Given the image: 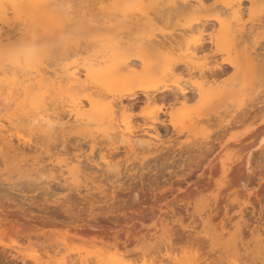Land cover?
<instances>
[{"label": "rangeland", "instance_id": "1", "mask_svg": "<svg viewBox=\"0 0 264 264\" xmlns=\"http://www.w3.org/2000/svg\"><path fill=\"white\" fill-rule=\"evenodd\" d=\"M182 2L64 0L52 4L59 9L54 8V16L43 20L45 33L30 13L8 8L7 16H0L1 33L10 36V40H0V218L21 225L12 229L9 221L0 222V240L6 244L0 245L4 250L0 257L7 250L18 257L17 261L8 258L6 263L23 264L22 257L27 264H264V180L257 182L258 175L264 177V103H258L264 99V0H202L193 10L182 7ZM234 13L239 20L234 19ZM219 20L229 28L221 27ZM230 27L236 38L230 37ZM237 27L244 32L236 31ZM201 40L205 47L196 49ZM255 53L262 55V60L259 56L256 61H263L257 74L248 64ZM130 61L135 63L133 73L117 71ZM174 63L175 69L170 70ZM214 63L224 67L216 84L224 82L220 85L226 91L220 86L206 97L198 96L193 84L204 83L201 72L207 76L206 67ZM72 72L79 76L76 82L71 79ZM178 85L194 90L188 93L193 97L186 103L169 95V89ZM162 88L166 90L160 91ZM218 89L223 94L216 93ZM119 99L125 108L114 111L111 124L118 123L117 127L109 125L102 112ZM36 112L76 126L49 132L33 119ZM76 114L79 121L74 123ZM148 141L153 143L147 145ZM224 158L239 164L241 175L234 182L237 188L246 182L248 158L258 161L261 168L248 184L257 187L260 202L252 196L255 210L250 205L243 207L245 222L239 219L237 203L227 200L231 198L227 195H233L230 186L220 190L217 207L211 199L210 193L216 192L213 178H220L219 163ZM208 164L215 167L212 174ZM208 175L209 189L198 194L195 181L200 176L208 179ZM180 178L186 179L178 185ZM185 181H190L189 185ZM169 184L172 191L167 189L159 199L165 195L164 199L178 200L175 211L169 210L162 220L154 221L153 216L144 219L146 226L134 231L139 241L131 239V229L129 240L134 242L129 241L127 249L113 246V231L110 239L104 238L108 242H101L92 234L64 236L57 232L58 227L52 232L53 226L41 227L35 221L40 214L55 212L64 222L77 223L78 219L82 224L74 215L80 210V218H86L83 224L86 220L91 224L97 214L99 223L117 229L124 223L119 221L116 228L107 221L106 193L119 194V188H126L130 193L119 195L131 197L142 187L149 196V187L158 190ZM209 200L212 209H208ZM64 204H73L69 208L73 218L65 212ZM225 208L229 210L224 217ZM22 209L28 220L21 218ZM205 211L216 216L202 223L196 214ZM179 213L181 219L176 217ZM14 217H19L18 221H13ZM221 217L226 221L223 229ZM127 222L125 228H131L132 221ZM237 223L243 232L239 238L233 236ZM120 234V239L126 240L125 232Z\"/></svg>", "mask_w": 264, "mask_h": 264}, {"label": "bare ground", "instance_id": "2", "mask_svg": "<svg viewBox=\"0 0 264 264\" xmlns=\"http://www.w3.org/2000/svg\"><path fill=\"white\" fill-rule=\"evenodd\" d=\"M66 1V0H65ZM68 1V0H67ZM64 2V0H57V3H63ZM56 2H55V0H0V16H4V15H6V12H8L7 10H8V8H11V9H13L14 10V12L15 11H24V12H26V13H30V15H28L29 17H31L33 20H34V22H36V23H40V25H42V31H43V33H45V28H44V30H43V27H44V22H43V20L44 19H46V17L48 16L49 18L50 17H53L54 16V8H56V6H54V5H52V4H57ZM202 4V0H183V2H182V7H184V8H186V9H191V8H194V7H197V6H199V5H201ZM70 5V4H69ZM56 9H59L58 7L56 8ZM55 9V10H56ZM62 10V9H61ZM191 10H193V9H191ZM237 12V11H236ZM7 16V15H6ZM21 16V15H20ZM216 19H217V21H218V19H220V18H218V17H216ZM234 19L236 20H239V15H237V13H234ZM7 20V19H6ZM46 20H48V19H46ZM219 23H220V26L221 27H225V25H227V24H225V23H223V24H225V25H221V20H219ZM238 24V23H237ZM32 26V25H31ZM36 26V25H35ZM230 26V25H229ZM227 27H228V25H227ZM229 28V27H228ZM221 29V28H220ZM34 30V29H33ZM228 30V29H227ZM232 30L233 31H231V27H230V29H229V31H231L232 32V35L230 36V37H233V38H236L234 35L235 34H233L234 33V29L232 28ZM36 31V30H35ZM41 30H40V33L42 32ZM221 31H223L222 29H221ZM236 31H239L241 34L244 32L243 31V29L242 28H240V27H237V29H236ZM38 33H39V30L37 31ZM231 32H229V33H231ZM223 33H225V31H223ZM227 33V32H226ZM228 33V34H229ZM227 34V35H228ZM245 34V33H244ZM38 36H39V34H37ZM41 35H42V33H41ZM40 35V36H41ZM225 36H227L226 34H224ZM249 35V34H248ZM237 36V35H236ZM241 36V35H240ZM9 33H6V34H2L1 33V30H0V40H2V38H6V39H9ZM239 37V36H238ZM237 37V38H238ZM41 38V37H40ZM241 38V37H240ZM203 39V38H202ZM10 40V39H9ZM233 40V39H232ZM238 40H240V39H238ZM160 42H162V41H160ZM213 42V41H212ZM160 45L161 44H163V43H159ZM118 45V44H117ZM159 45V46H160ZM119 46L120 45H118V48H119ZM165 47V46H164ZM196 49H199V48H202L203 49V47H205L204 46V42L201 40L200 42H197V44H195V46H194ZM160 48V47H159ZM161 49V48H160ZM193 50V49H192ZM201 50V49H200ZM205 50V49H204ZM254 50V49H253ZM157 51H159V50H157ZM163 51V50H162ZM254 52H255V50H254ZM160 53V52H159ZM158 53V54H159ZM160 55V54H159ZM158 55V56H159ZM248 55H250V54H248ZM161 56V55H160ZM260 56V59L262 60V55L260 54L259 55V53H255V55L254 56H251L250 57V62L248 63L249 64V66L251 67V69L253 70H255V72L258 70L259 71V69H261L262 68V64H263V61H260V62H258L260 59L258 58ZM256 58H258L259 60L258 61H256L257 59ZM159 59V58H158ZM124 61V60H123ZM123 61H122V65H124L123 64ZM227 60H225V62H226ZM229 61V60H228ZM125 62V61H124ZM256 64H255V63ZM115 63V62H114ZM227 63V62H226ZM254 63V64H253ZM215 64V63H214ZM212 65V66H207L206 68H207V70H208V72H209V74L207 75L210 79H209V81L207 80V76L206 75H204L203 73L204 72H201V68L199 69L200 70V72H201V75L200 76H204L203 78L205 79L204 81V83L203 82H201L200 84H197V85H195V84H193L194 85V87L196 86V88H195V91L197 92V94H198V96H201V95H205V97L207 96V95H210V93H212V92H214L213 90L214 89H216V88H219L221 85H220V83L222 82H220V83H218V84H216V80L218 79V77L217 76H219V74H221V72L223 71V68L221 67V65H220V63H217V64H215V65ZM222 64V63H221ZM230 64H233L232 62L230 63ZM122 65H120V68L122 67ZM171 65V64H170ZM234 66V65H233ZM163 67V66H162ZM175 67H176V63H174V64H172L169 68H170V70H173V69H175ZM188 67V66H187ZM191 67V66H190ZM190 67H188V68H190ZM134 68H135V63L134 62H127L126 64H125V66L123 67V69H118L117 68V71L119 70V71H124L125 73H133V71H134ZM192 68H193V66H192ZM257 68V69H256ZM204 69V68H203ZM247 69V68H246ZM190 70H191V68H190ZM254 70L252 71L253 73H255L254 72ZM44 71V70H43ZM202 71H204V70H202ZM39 72V71H38ZM74 72V71H73ZM72 72V77L73 78H71V79H73V81L74 82H76L77 80H78V77L79 76H77L76 75V73H73ZM123 72V73H124ZM54 73H55V71H54ZM223 73V72H222ZM38 74V73H37ZM41 74V73H40ZM45 74V73H44ZM203 74V75H202ZM256 74H257V72H256ZM36 76V75H35ZM38 76V75H37ZM40 76V77H39ZM37 78H39V80H42L43 78V76L42 75H39ZM45 76V75H44ZM71 76V75H70ZM50 77V76H49ZM217 77V78H216ZM34 78V77H33ZM45 78V77H44ZM51 79V78H50ZM43 80H46V79H43ZM81 80V79H80ZM217 82H219V80H217ZM47 83V82H46ZM42 84V83H41ZM53 84V83H52ZM207 84V85H206ZM222 84H224L225 85V83L224 82H222ZM32 85V84H31ZM34 85H37V84H34ZM43 85V84H42ZM42 85H39L38 84V87L40 86H42ZM45 85V84H44ZM190 85V84H189ZM214 85V86H213ZM38 87L36 86V88L38 89ZM43 87V86H42ZM189 87V86H188ZM187 87V85H186V87H184L183 85H178L177 87H176V89H172V90H170L169 89V95H171V97L173 96V98H175V100H177V101H179V102H182V104L183 103H186L187 101H189L190 100V98H192L193 96L190 94H188L192 89H191V86H190V89L191 90H188V89H186V88H188ZM193 87V86H192ZM222 87V89H221V91H223V90H225V89H223L224 87H223V85L221 86ZM35 88V87H34ZM31 89V88H30ZM194 89V88H193ZM28 91H29V89H27ZM156 90V89H155ZM160 91H164V90H166V89H159ZM159 90H157V91H159ZM32 91V90H31ZM42 91V90H41ZM159 91V92H160ZM192 91H194V90H192ZM218 91V92H217ZM226 91V90H225ZM43 92V91H42ZM154 92V91H153ZM195 92V93H196ZM156 93V92H155ZM154 93V94H155ZM194 93V94H195ZM205 93H207V94H205ZM216 93H219V95H221L220 93H222V92H220V90L218 89V90H216ZM223 93H225L224 91H223ZM222 93V94H223ZM229 92H227V94H228ZM147 95H148V92L146 93ZM151 94V93H150ZM149 94V95H150ZM153 94V93H152ZM151 94V95H152ZM193 94V93H192ZM133 96H134V94H132ZM145 95V94H144ZM146 95V96H147ZM150 95V96H151ZM224 95H226V94H224ZM39 96V95H38ZM129 96V95H128ZM131 96V95H130ZM129 96V97H130ZM133 96H132V98H133ZM145 96V97H146ZM150 96H147L146 97V100H150V98H148V97H150ZM159 96V95H158ZM135 97V96H134ZM214 97V96H213ZM222 96H220L219 98L220 99H222L221 98ZM224 97V96H223ZM226 97V96H225ZM148 98V99H147ZM152 98V97H151ZM163 98V97H162ZM200 98H202V97H200ZM216 98H218V96L216 97ZM151 100H153V98L151 99ZM170 100H171V98H170ZM35 101V100H34ZM259 102V104H262V103H264V99H262L261 101L260 100H258ZM123 101H121L120 99H119V101H117V102H115V103H109L108 104V107H106V108H104L105 110H103L104 112H102V114L104 113H106V115H105V117L107 118H105L108 122H109V125H114V126H116L117 125V127H119V124L117 123L116 125L115 124H111V122L113 121V120H115V118H114V116H115V113H114V111H115V109H117V111H121L123 108H125L124 107V104L122 103ZM258 103H256V104H258ZM117 108H116V107ZM252 107V106H251ZM40 112V111H39ZM42 114H44V113H42ZM49 114V113H48ZM103 114V115H104ZM243 114V116H246L247 115V112H244V113H242ZM114 115V116H113ZM49 116H50V114H49ZM49 116L48 115H41V114H39L38 112H36L35 114H34V120H37V122H38V124H39V126L41 127V128H45L47 131H52L53 129H54V131L56 130V129H60L61 131H63L65 128H67V127H69V128H73V126H76V123L75 122H78L79 121V118L77 117V114L75 115V120H74V123H75V125H73L72 123H68V121H66V122H62L60 119L58 120V121H52V120H50L51 118H49ZM51 117V116H50ZM53 118V117H52ZM33 119H31V120H33ZM82 119V118H81ZM33 120V121H34ZM114 122V121H113ZM31 123V122H30ZM79 124V123H78ZM81 124V123H80ZM229 123H227V125H228ZM80 126V125H79ZM125 126H126V128H127V130H129L130 132H131V130H130V126H129V124L128 123H125ZM58 127V128H57ZM77 128V127H76ZM113 128V127H112ZM151 128H153L154 129V131H155V126H152ZM68 129V128H67ZM75 129V128H74ZM45 130V131H46ZM43 131V130H42ZM53 131V132H54ZM156 132V131H155ZM0 137H1V134H0ZM156 137V136H155ZM6 137L4 136V137H2V139H5ZM7 140V139H6ZM9 140V139H8ZM12 140V139H11ZM153 142L152 141H148L147 142V145H151ZM211 146V145H210ZM212 147V146H211ZM251 156V155H250ZM237 158H238V156H237ZM251 158V157H250ZM250 158H248L247 159V161H246V163H245V170H246V172H247V177H246V182H243V183H241V186L239 187V188H237V187H235L234 186V182L236 181V180H238V178H239V176L241 175V173H240V167H239V164L237 163V162H235V161H229V162H226V161H224L225 160V158L224 159H222V160H220V168H221V176H220V178L219 179H214L213 178V180H214V182H212V184L216 187V192L215 193H213L212 192V194L210 193V195H211V199L213 200V202H214V204H216L218 201H219V199H220V195L221 194H219V193H221V191H223V188L225 187H228V186H230V190H232V192H230L231 194H233V195H227V194H230V193H227L226 195H227V197H229V196H231V198L230 199H227V200H229L231 203H233V204H235V206H236V203H237V207L239 208V219H241L240 221L241 222H245V220L242 218V216H243V214L245 213L244 211L245 210H243V207L245 208L247 205L249 206H252V211H254L255 210V208H254V206H256L255 204H254V201H252L251 200V198H252V196L255 198V199H257V202H260V201H258L259 200V195H258V189H257V187H255V186H253L252 185V187H249L248 186V184H249V182L251 181V179H252V177H253V175L255 174V171L257 170H259L258 168H260V165H259V162L257 161H254L255 160V158H253L254 160V162L250 159ZM264 158V157H263ZM257 159V158H256ZM237 161V160H236ZM264 163V162H263ZM188 164V163H187ZM207 164V163H206ZM262 164V163H261ZM209 165V164H208ZM213 165V164H212ZM211 164L209 165V167H210V169H209V171H210V173L211 172H213V167L214 166H212ZM198 166V165H197ZM263 166V165H262ZM205 167V166H204ZM215 168V167H214ZM261 169V168H260ZM220 170V169H219ZM201 173V172H200ZM187 174V173H186ZM212 174V173H211ZM200 175H203V174H200ZM257 174H255L254 175V177L256 176ZM262 174H260V176H261ZM197 176V175H196ZM210 176L211 175H208L207 176V178L208 179H204V178H202L201 176H200V178L198 177V180L197 181H195V187H196V191H197V193L198 194H201V192L202 191H204V190H208L209 188V186L207 187V183H208V181L207 180H209V178H210ZM186 177V176H185ZM254 177H253V179H254ZM257 177V176H256ZM189 178V177H188ZM206 178V177H205ZM53 179V178H52ZM186 178H183V179H178V185H180V184H182V181H184ZM190 179V178H189ZM203 179V180H202ZM259 179V180H258ZM258 184H260V183H262V181L264 180V177H263V175L261 176V177H259V175H258ZM192 180V179H191ZM143 181V180H142ZM187 181V180H186ZM185 181V182H186ZM254 181V180H253ZM138 182H139V180H138ZM189 182L190 181H188V182H186L188 185H189ZM194 182V181H193ZM211 182V181H210ZM209 182V183H210ZM137 183V182H136ZM140 183V182H139ZM149 182H147V183H145V184H148ZM151 183V182H150ZM149 183V184H150ZM170 183V182H169ZM142 184H143V182H142ZM141 184V185H142ZM157 184V183H156ZM185 184V183H184ZM211 184V185H212ZM125 185V184H124ZM132 185V184H131ZM135 185V184H134ZM138 185V184H137ZM154 185V184H153ZM170 185V184H169ZM168 185V186H169ZM188 185H186V187L188 186ZM192 185V184H191ZM140 186V185H139ZM148 186H152V184H150V185H148ZM172 185H170L168 188H158V190L156 189V187L155 186H153V187H149V191H148V193H149V196H145V194H146V191L142 188V187H140L139 189H137L135 192H134V194H133V196L131 195V200L129 201V197H125L124 195H125V193H124V195L122 196H120L119 194L120 193H123V192H125L127 189L126 188H123V189H120L119 188V191H120V193L118 194L117 193V191L114 193V189L112 190L113 192H112V194L110 195V196H108V194L106 193V195H102L103 197H108V201H104V203L105 204H107V206H106V208L107 207H109V209L107 210V212L105 213L106 215H107V221L109 222V223H111V225L113 224V225H118L119 224V221H123V223L124 224H121L122 226L121 227H119V228H117L118 226H116V228L117 229H115L114 227L112 228L110 225H107V223H106V225L104 224H101V223H99V219L97 218V217H95L97 214H95V216H92L93 217V222H94V224H93V222L90 224L89 222V220H86L85 222L87 223V224H83V219H86V218H80V213H79V211H75L74 212V215H75V213H76V216H75V218L77 217V218H79V219H81L80 221H82V224L80 223V224H78V219H77V221H75V222H77V223H70L69 221H66V222H69L70 224H72V225H70V224H68V223H66V222H64L63 220H61L62 218L60 217V219L56 216V214L54 215V213L55 212H53V214H45V215H38L39 216V218L38 217H35V215L32 217V216H30V217H32L31 219H33V221H34V217H35V221H37L38 223H41L40 225H41V227H42V225L43 226H53L52 228H53V230H51L52 232L53 231H55V229H54V227H58L57 228V232H59V233H61L62 235H64V236H81V235H87V236H91V234H92V236L91 237H93V238H98L99 239V241H101V242H108V241H106V240H104V238H106V237H109V239H110V236H111V240H112V244H113V246L114 247H118V246H122V247H124L125 249H127V245H128V243L129 244H131L132 242H134V241H132L131 242V240H129L130 239V234H131V229L133 230V232L134 231H138L139 230V228H141V227H145L146 225L143 223L144 221V219H146V218H150L151 216H153V217H155L154 218V221H156V220H159V219H161L162 220V216L164 215V214H167V213H169L168 211L169 210H171V211H173V206H176L175 204H178L176 201H178V200H176L175 199V201H173V200H168V199H166L168 196H166V198L164 199V197H165V195H164V197L162 198L163 200H161V199H159L160 198V196L161 195H163V192L164 191H167V189H170L171 191H172V188L173 187H171ZM259 186V185H258ZM113 187V186H112ZM135 187V186H134ZM155 187V188H154ZM159 187V186H158ZM184 187V186H183ZM208 188V189H207ZM186 189V188H185ZM213 189V188H212ZM227 189V188H226ZM225 189V190H226ZM107 190V189H106ZM177 190L178 191H181L182 190V187L181 186H177ZM221 190V191H220ZM228 190H229V188H228ZM227 190V191H228ZM229 190V191H230ZM108 191V190H107ZM184 191V190H183ZM182 191V192H183ZM186 191H187V189H186ZM213 191V190H212ZM95 192V191H94ZM102 192V190H100V193ZM126 192H128V191H126ZM185 192V191H184ZM104 193V192H103ZM104 193V194H105ZM117 193V194H116ZM128 193H130V192H128ZM128 193H126V194H128ZM162 193V194H161ZM172 193V192H171ZM159 194H160V196H159ZM175 194V193H174ZM189 194H192L191 192H186V195H189ZM172 195V194H171ZM261 195H263V194H261ZM226 196H225V198H227ZM262 197V196H261ZM96 198V197H95ZM176 198V197H175ZM223 198V197H222ZM68 199V198H67ZM66 199V200H67ZM88 199H90V198H88ZM93 199V198H92ZM210 199V200H211ZM241 199H243L242 201H241ZM261 199V198H260ZM100 200V199H99ZM104 200H106V199H104ZM161 200V201H160ZM210 200L208 201V209H210L211 207H210V204L212 203H210ZM223 200V199H222ZM226 200V199H225ZM254 200V199H253ZM57 201V200H56ZM88 202H89V200H87ZM98 201V200H97ZM96 201V202H97ZM228 201V202H229ZM62 202V201H61ZM69 202V201H68ZM147 202H149V204H147ZM223 202H224V200H223ZM256 202V201H255ZM55 203V202H54ZM60 203V202H59ZM87 203V202H86ZM146 203V204H145ZM220 203V202H219ZM225 203V202H224ZM60 204H63V203H60ZM67 204V203H66ZM88 204H90V206L91 207H93V204H92V202H90V203H88ZM33 206H36V207H39L40 205H38V203H35V202H33V204H32ZM57 205V204H56ZM70 205H73V204H70ZM70 205L68 204V205H65L64 204V206H66V207H64L65 208V212L66 213H68L69 214V208H70ZM213 205V204H212ZM226 205V204H225ZM59 206V205H58ZM90 206H89V208H90ZM163 206L165 207V208H163ZM233 206V205H232ZM61 206H59V208H60ZM216 207H217V204H216ZM215 207V208H216ZM224 207H226V208H229L228 206H224ZM230 207H231V205H230ZM258 207H260V206H258ZM262 207V206H261ZM40 208V207H39ZM57 208V207H56ZM62 208H63V205H62ZM100 208V207H99ZM225 208V209H226ZM257 208V207H256ZM263 208V207H262ZM2 209V208H1ZM37 209V208H36ZM41 209H43V208H41ZM51 209V208H50ZM71 209V208H70ZM155 209H157V213L158 214H155L154 213V210ZM186 209V208H185ZM212 209V208H211ZM217 209V208H216ZM224 209V208H223ZM222 209V210H223ZM230 209V208H229ZM229 209H226L225 211H223L224 212V215H222V216H224L225 217V215L228 213V211L227 210H229ZM264 209V208H263ZM263 209H261L260 208V212H262L263 211ZM94 210V209H93ZM231 210V209H230ZM243 210V211H242ZM26 211V210H25ZM95 211V210H94ZM94 211H93V213H94ZM175 211V210H174ZM173 211V212H174ZM188 211V209H186V212ZM252 211H250L251 213H252ZM258 211H259V209H258ZM47 212V211H46ZM59 212V211H58ZM61 212H62V210H61ZM91 212V211H90ZM99 212V211H98ZM200 212V211H199ZM214 212V211H213ZM220 212V211H219ZM26 213L27 212H25L24 213V210L22 209V216H21V218L23 217L24 219H26V220H28L29 218L27 217V215H26ZM49 213H51L50 211H49ZM57 213V212H56ZM82 213V212H81ZM84 213V212H83ZM198 213V212H197ZM18 214V213H17ZM58 214V213H57ZM71 214H73V213H71ZM90 214V213H89ZM89 214H87L88 216H89ZM180 214V215H179ZM176 217H177V219H181V217H182V215H181V213H179ZM184 214V213H183ZM189 214V213H188ZM195 214V213H194ZM194 214H192L193 216H194ZM216 213L214 212V213H212L211 211L210 212H207L206 213V211L204 212V213H198V214H196V216L200 219V221L202 222V223H207V222H209V221H211L213 218H214V216H216L215 215ZM223 214V213H222ZM258 214H260L259 212H258ZM10 215V214H9ZM13 215H15V214H12V217H13ZM33 215V214H32ZM70 215V214H69ZM90 215H92V214H90ZM94 215V214H93ZM102 215V214H101ZM174 215V214H173ZM228 215V214H227ZM7 216H8V214H7ZM6 216V217H7ZM18 216V215H17ZM37 216V215H36ZM73 215H70L69 217H71V218H73L72 217ZM83 216V215H82ZM87 216V217H88ZM99 216H100V214H99ZM108 216H110L111 217V219L108 217ZM175 216V215H174ZM191 216V215H190ZM217 216H218V214H217ZM230 216V215H229ZM9 217V216H8ZM91 216H89L88 218H90ZM91 217V218H92ZM102 217H104L103 215H102ZM165 217V216H164ZM17 218V217H16ZM15 217L14 218H12V220L14 219L15 221H18V218L16 219ZM68 218V217H67ZM191 218H194V217H191ZM228 218V217H227ZM102 219V218H101ZM100 219V220H101ZM103 219H105V218H103ZM110 219V220H109ZM156 219V220H155ZM225 219V218H224ZM231 219V218H230ZM13 220V221H14ZM74 220V219H73ZM3 221H9V225H10V227L12 228V229H15V228H18L19 226H21V225H14V223L12 222V223H10L11 221H10V219L8 220V218H0V222H3ZM89 221V222H88ZM106 221V220H105ZM127 221H132L131 222V224L129 225V226H131V228L130 227H127V228H125L126 227V225H128L127 223H129V222H127ZM153 221V222H154ZM164 221H165V219H164ZM220 222H219V224H220V226H221V228L223 229L224 228V226L226 227V225H225V223H226V221H223V218L221 217V220H219ZM231 221V220H230ZM239 221V222H240ZM5 222V223H6ZM102 222V221H101ZM161 222V221H160ZM227 222H229V220L227 221ZM4 223V222H3ZM4 223V224H5ZM19 223V222H18ZM24 223H25V221H24ZM105 223V222H104ZM29 224H31L30 222H29ZM138 224H139V226H138ZM218 224V225H219ZM22 225H25V224H22ZM27 226H28V224H26ZM57 225H59V226H64L63 228L62 227H59V226H57ZM245 225H247V224H245ZM1 226V225H0ZM120 226V225H119ZM248 226V225H247ZM34 227H35V229H37L38 228V226H37V223L34 225ZM240 227H242V226H240L238 223L236 224V227H235V231H237L236 232V234L235 235H233V236H235V237H237V238H239V236H241L242 234H243V232H241V230H240ZM48 228V227H47ZM51 228V229H52ZM130 228V229H129ZM245 228H247V227H245ZM32 229V228H31ZM40 229V228H39ZM71 229H73V230H75V231H71ZM142 229V228H141ZM82 230V231H81ZM83 232V233H81V232ZM110 231H111V233H112V231H113V234L112 235H110L109 236V233H110ZM121 231H123V232H125V234H126V240H124V241H122L123 239H120V232ZM242 231H244V230H242ZM245 232V231H244ZM253 232V231H252ZM110 233V234H111ZM242 233V234H241ZM253 234V233H252ZM132 235V237H131V239L133 238V240H135V242L136 241H139L140 240V238H139V236L134 232V233H132L131 234ZM219 235V234H218ZM169 236V235H168ZM167 236V237H168ZM220 236V235H219ZM232 236V235H231ZM221 237V236H220ZM122 238V237H121ZM169 239H172V237L170 238V237H168ZM167 238V239H168ZM223 238V237H222ZM231 238V237H230ZM236 238V239H237ZM262 240V239H261ZM131 243H130V242ZM230 243V242H229ZM228 243V244H229ZM233 243H234V241H233ZM233 243H231L232 244V246H235V245H233ZM239 243V242H238ZM171 244V243H170ZM230 244V245H231ZM234 244H236V243H234ZM0 245H2V246H4V245H6L5 243H4V241H2V240H0ZM169 245V244H168ZM54 249V248H53ZM0 250H1V248H0ZM1 251H4L3 249L1 250ZM8 251V250H7ZM7 251H5V252H7ZM10 251V250H9ZM128 251V250H127ZM5 252L3 253H1L2 254V258L0 259V264H9V263H6V261L7 262H9V260H8V258H11V259H16V261H17V259H18V257L16 256V253H15V255L13 254V253H6V255H5ZM129 252V251H128ZM130 253V252H129ZM7 254H8V256H7ZM18 255V254H17ZM19 257H21V256H19ZM20 259V261H22L21 263H23V264H27V263H25V259L24 258H19ZM39 260V259H38ZM71 260V259H70ZM40 261V260H39ZM72 261V260H71ZM15 262V261H14ZM85 262V261H84ZM89 262V261H88ZM30 263V262H29ZM34 263L35 264H37L38 263V261H34ZM72 263V262H71ZM76 263H78V264H87V262L86 263H83V261H74L72 264H76ZM32 264V263H31Z\"/></svg>", "mask_w": 264, "mask_h": 264}]
</instances>
